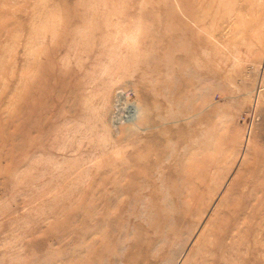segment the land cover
Returning a JSON list of instances; mask_svg holds the SVG:
<instances>
[{
  "label": "rangeland",
  "instance_id": "1",
  "mask_svg": "<svg viewBox=\"0 0 264 264\" xmlns=\"http://www.w3.org/2000/svg\"><path fill=\"white\" fill-rule=\"evenodd\" d=\"M0 264H264V0H0Z\"/></svg>",
  "mask_w": 264,
  "mask_h": 264
},
{
  "label": "bare ground",
  "instance_id": "2",
  "mask_svg": "<svg viewBox=\"0 0 264 264\" xmlns=\"http://www.w3.org/2000/svg\"><path fill=\"white\" fill-rule=\"evenodd\" d=\"M182 261V260H181ZM182 263V262H181Z\"/></svg>",
  "mask_w": 264,
  "mask_h": 264
}]
</instances>
